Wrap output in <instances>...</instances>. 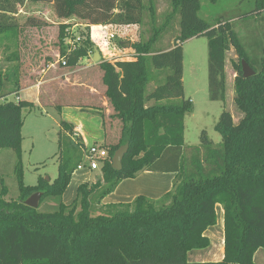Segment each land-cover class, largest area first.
<instances>
[{"label":"trees","instance_id":"trees-1","mask_svg":"<svg viewBox=\"0 0 264 264\" xmlns=\"http://www.w3.org/2000/svg\"><path fill=\"white\" fill-rule=\"evenodd\" d=\"M31 1L52 4L55 16L63 21L58 25L57 44L59 59L67 67L93 55L92 26L141 25L145 11L143 0ZM4 2L8 4V0ZM155 2L148 0L146 8L150 35L131 47L134 61L100 63L112 116L122 124L120 138L114 145H101L107 157L102 161L100 178L79 185L68 205L61 198L85 157L86 146L72 124L60 122L57 177L52 182L39 178L37 185L25 186L22 112H30L34 103L6 101L1 94L3 82L13 81L17 96L18 75L15 70L4 75L0 72V151L11 149L15 154L18 189L16 199L8 201L3 199L7 189L2 186L0 190V264H187L189 251L209 246L204 233L216 223V205L223 210L220 264H254L255 252L264 250V48L260 67L255 69L229 23L218 20L211 25L198 17L201 0H169L170 10L160 24ZM263 13L264 0H259L253 15ZM71 20L78 22L69 23ZM26 24L47 25L33 17ZM77 24L83 25L79 41L71 31ZM174 25V41L164 48L162 35L174 31ZM2 36L10 41L16 38V30L0 25V44ZM198 36L208 41L210 101H226V54L229 48L234 49L238 61L233 64V102L240 117L235 122L232 114L223 110L214 128L221 137L219 146L214 147L203 132L202 155L183 161L184 118L191 114L193 105L183 96L182 44ZM67 40L74 42V50ZM242 59L254 71L250 78L242 76ZM151 70L156 71L153 77ZM152 82L155 85L146 92ZM125 144L128 152L121 170L115 171L113 154ZM143 172L175 174L171 191L157 201L140 195L130 203L101 205L122 181ZM35 193L42 195L38 208L32 209L24 201ZM46 198L57 199L53 212L38 210Z\"/></svg>","mask_w":264,"mask_h":264},{"label":"rangeland","instance_id":"rangeland-1","mask_svg":"<svg viewBox=\"0 0 264 264\" xmlns=\"http://www.w3.org/2000/svg\"><path fill=\"white\" fill-rule=\"evenodd\" d=\"M20 1L8 0V4H5L4 0H0V25L13 27L16 30V38L11 37L10 41H5L2 36L0 72L4 75L14 70L17 71L19 86L22 81V87L30 93H35L37 103H39L34 105L30 112L23 110L21 130L23 184L35 186L39 178L48 179L49 182H52L57 177L59 164L57 141L60 122L72 123L79 130L85 131V127L89 123L93 126L96 120L90 116L91 114H86L80 109H97L99 111L97 114L103 115L102 108L90 107L91 105H99L97 100H100L102 95L106 98V86L102 82L103 70L100 63L107 62L113 65L120 61H134L135 52L131 48L132 45L138 41H145L150 35L149 12L146 11L148 0H143L145 11L141 25H111L109 27V32L114 35V38L107 42L105 58L99 60L100 62L94 63L89 56L88 60H81L77 66L67 67L61 65V60L57 56L59 50L57 44L58 25L63 21L55 16L52 4L35 3L31 0ZM155 1V17L157 23L160 24L170 10L169 0ZM257 1L259 0H217L215 3H211L208 0H201L198 12V17L211 25L218 20L229 23L244 46L250 64L255 69L260 67L261 50L264 48V13L259 17L253 15ZM5 11L14 12V14H6ZM30 17L45 21L47 25L30 28L26 24V20ZM77 22L71 20L69 23ZM176 27L177 25H174V31L164 34L165 36L162 35L164 37L162 46L166 45L164 48H169L172 45L176 35ZM71 31L76 37L83 31V28L77 27ZM18 38L22 39L24 52L19 51L17 46H14L15 40ZM168 38L169 42H167ZM90 39L100 52L102 48L97 44L96 35L93 34L92 37L90 34ZM160 40L154 47L156 50H158ZM29 42H32L34 44L32 48H37V50L28 51L30 49ZM207 43L205 36H198L182 44L183 96L184 99L190 100L193 105L191 114L184 118L183 161L191 155H202L201 136L203 132L214 147L219 146L221 137L214 128L223 110L230 112L235 122L240 117L233 102V84L236 76L233 64L238 61L237 55L233 48H229L226 54L225 103L210 101ZM15 55L17 56L16 59ZM51 64L54 66L48 69ZM119 71V68L116 67L115 72L119 73ZM151 71L153 77L156 71ZM60 79L65 80L66 83L62 84L59 82ZM14 85L13 81L5 80L3 82L1 94L5 95L6 101H16ZM34 85L36 87L32 88ZM154 85L153 82L150 83L146 92H149ZM21 96V98L26 99L24 93ZM106 101L111 107L107 98ZM172 102L177 103L178 100H172ZM111 120L118 119L112 116ZM87 139L89 140L88 137ZM15 162L16 157L11 149L0 151V190L2 186L7 189L3 196V199L7 201L16 199L18 196L14 173ZM82 163L86 166L88 162L83 159ZM100 176V170L90 171L86 167L82 170H76L63 193L61 202L68 205L74 201L78 180L86 178L87 181L93 183ZM123 187L133 188L134 183L128 181L123 184ZM71 192L72 199H70ZM168 203L169 201L165 202V204ZM57 204V199L46 198L38 210L40 212H53L56 210Z\"/></svg>","mask_w":264,"mask_h":264},{"label":"crops","instance_id":"crops-1","mask_svg":"<svg viewBox=\"0 0 264 264\" xmlns=\"http://www.w3.org/2000/svg\"><path fill=\"white\" fill-rule=\"evenodd\" d=\"M16 16V15H15ZM83 28V25H75L72 27L71 30L74 28ZM108 26V30H109ZM31 28V27H30ZM94 30L97 26L92 27L91 29ZM95 33V31H94ZM17 40V41H16ZM15 40L14 46L19 49V51L24 52L22 39L18 38ZM25 43V42H23ZM37 43L35 42V45ZM29 50H37V48H32L34 44L29 42ZM99 52V51H98ZM16 56V55H15ZM57 56L59 57V50L57 52ZM100 60L105 58V53L100 51L99 52ZM93 59V55H91ZM87 59V58H86ZM88 60V59H87ZM93 61V60H92ZM81 62V61H80ZM79 62V63H80ZM100 62V61H99ZM95 63V62H94ZM30 68L31 65L29 64ZM54 64L48 66V69L52 68ZM59 82L66 83L65 80L60 79ZM22 83V81H21ZM20 83V91L16 96V101L19 99L26 100L33 102L34 105H38L37 97L35 93H30ZM36 87L35 85L32 88ZM24 93L26 95V99L21 98V94ZM94 100H96L94 98ZM99 105H91L90 107H100L102 108V114L99 117L97 114L99 111L97 109H80L81 111H85V113L91 114L93 119L96 120V123L92 126L91 123L87 127H85V131L83 129H78L75 125L74 131L75 134L80 137L84 145L87 147L91 145H114L118 142L121 133V123L118 120H111L113 115L111 107L108 105L106 98L102 95L101 99L97 100ZM101 112V111H100ZM106 121L107 124H106ZM70 124V123H69ZM112 134V135H109ZM89 138V140L87 139ZM175 178V174L173 173H151V172H143L140 173L135 179H128L122 181L117 188L108 196H106L102 201L101 205H111V204H126L132 202L135 197L144 196L150 200L156 201L160 199L164 194L169 192L173 185V180ZM133 182V188H124L123 184L126 182ZM83 183H91L87 181L86 178H82L76 182V189L80 184ZM72 199V192L70 193ZM64 195V194H63ZM62 195V196H63ZM63 203V202H62ZM69 204V203H68ZM67 205V204H66ZM215 213H216V223L214 226L209 227L205 231V236L209 240V246L205 249L200 250H191L187 253L186 260L187 264H220L223 258V247H224V225H223V210L220 205L215 206ZM254 264H264V250L258 249L254 256H253Z\"/></svg>","mask_w":264,"mask_h":264},{"label":"built area","instance_id":"built-area-1","mask_svg":"<svg viewBox=\"0 0 264 264\" xmlns=\"http://www.w3.org/2000/svg\"><path fill=\"white\" fill-rule=\"evenodd\" d=\"M95 27V26H92ZM91 27V28H92ZM90 28V34L93 37V34L96 35L97 37V44L102 48V52H106V46L107 42L110 41L111 39L114 38V35L109 32L108 26H97L96 30ZM95 31V33H94ZM75 41H79L80 37L76 36ZM73 41L72 40H67V45L72 46V50L75 48L73 47ZM61 65L66 66L65 61L61 60ZM107 157V152L105 149H103L99 145H91L86 148L85 150V157L84 159L88 162L86 166L81 163L80 165L77 166L76 170H82L85 167L88 168L90 171H96L100 170V167L102 165V161L106 159Z\"/></svg>","mask_w":264,"mask_h":264},{"label":"water","instance_id":"water-1","mask_svg":"<svg viewBox=\"0 0 264 264\" xmlns=\"http://www.w3.org/2000/svg\"><path fill=\"white\" fill-rule=\"evenodd\" d=\"M99 60H100L99 52L95 48L93 52V61L98 62ZM241 72H242L243 78L245 79L250 78L254 75V71L243 59L241 60ZM127 152H128V144L120 146L114 152L112 160H111V164H112V168L115 171L121 170L122 160L124 156L127 154ZM46 181H48V179H46ZM41 195H42L41 193H35L31 195L28 199L24 201V204L32 209H37Z\"/></svg>","mask_w":264,"mask_h":264}]
</instances>
